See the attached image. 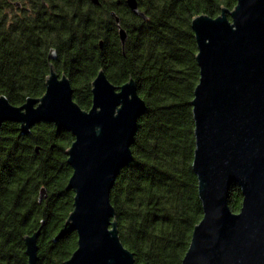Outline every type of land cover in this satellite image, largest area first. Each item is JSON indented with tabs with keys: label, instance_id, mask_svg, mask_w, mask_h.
<instances>
[{
	"label": "trees",
	"instance_id": "1",
	"mask_svg": "<svg viewBox=\"0 0 264 264\" xmlns=\"http://www.w3.org/2000/svg\"><path fill=\"white\" fill-rule=\"evenodd\" d=\"M138 2L146 18L126 0H58L77 10H8L10 2L0 0V94L14 104L41 96L52 48L61 67L71 64L74 98L86 109L100 68L117 85L130 73L148 107L138 121L133 160L121 168L111 190L119 235L136 264H181L203 216L192 168L195 124L189 101L200 76L192 17L216 16L222 4L233 8L237 0ZM112 11L128 32L124 46ZM19 128L11 120L0 127V264H28L24 237L42 220L38 264H63L78 242L72 230L53 241L73 210L66 149L74 135L44 120L28 133ZM229 204L235 212L241 208L237 183Z\"/></svg>",
	"mask_w": 264,
	"mask_h": 264
},
{
	"label": "water",
	"instance_id": "2",
	"mask_svg": "<svg viewBox=\"0 0 264 264\" xmlns=\"http://www.w3.org/2000/svg\"><path fill=\"white\" fill-rule=\"evenodd\" d=\"M126 2L147 17L138 0ZM221 7L220 14H196L191 22L200 67L189 101L195 124L192 168L203 216L181 264H264V0H237L233 8ZM112 14L124 46L128 32L116 12ZM54 54L52 48L50 56ZM49 63L41 96L14 104L0 94V127L17 121L21 132L28 133L44 120L74 135L66 149L73 169L66 184L74 191L73 210L53 241L72 230L78 242L63 264H136L134 253L121 241L111 190L121 168L133 160L132 144L147 102L130 73L117 85L100 68L92 80V105L83 108L70 78ZM233 183L242 193L238 212L229 204ZM43 225L42 220L38 230L24 237L28 264L39 262Z\"/></svg>",
	"mask_w": 264,
	"mask_h": 264
},
{
	"label": "flooded vegetation",
	"instance_id": "3",
	"mask_svg": "<svg viewBox=\"0 0 264 264\" xmlns=\"http://www.w3.org/2000/svg\"><path fill=\"white\" fill-rule=\"evenodd\" d=\"M8 1L10 2V5L7 9H10L12 6H14L16 10H77L73 7L59 6L58 0H37L36 6L32 2V0H28L27 2L28 5H26V2L22 0L21 2L19 0H8ZM16 2H18L19 4H17ZM79 10H86V9L80 8ZM49 57L51 60L50 62L54 65V69L60 74V76L63 74V71H64V73L70 78L68 73H69V68L71 67V64L68 61H65L64 67H61L58 64L60 63V58H59V54L57 50H56V54L51 55V56L49 54ZM66 64L68 65V67L66 66ZM50 69L51 67L49 68V72H50Z\"/></svg>",
	"mask_w": 264,
	"mask_h": 264
},
{
	"label": "rangeland",
	"instance_id": "4",
	"mask_svg": "<svg viewBox=\"0 0 264 264\" xmlns=\"http://www.w3.org/2000/svg\"><path fill=\"white\" fill-rule=\"evenodd\" d=\"M24 1L26 2V5H28V4H27L28 0H24ZM8 10H16V9H15L14 6H12V7H11L10 9H8Z\"/></svg>",
	"mask_w": 264,
	"mask_h": 264
}]
</instances>
